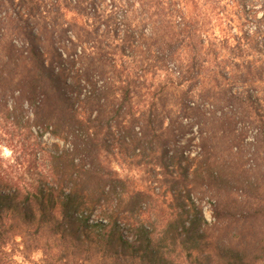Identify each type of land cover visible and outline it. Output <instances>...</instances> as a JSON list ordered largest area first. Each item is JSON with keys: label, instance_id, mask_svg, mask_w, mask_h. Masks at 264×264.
I'll return each mask as SVG.
<instances>
[{"label": "trees", "instance_id": "1", "mask_svg": "<svg viewBox=\"0 0 264 264\" xmlns=\"http://www.w3.org/2000/svg\"><path fill=\"white\" fill-rule=\"evenodd\" d=\"M2 13L0 130L62 147L30 145L42 172L28 181L0 166V264H264V0H0Z\"/></svg>", "mask_w": 264, "mask_h": 264}, {"label": "rangeland", "instance_id": "2", "mask_svg": "<svg viewBox=\"0 0 264 264\" xmlns=\"http://www.w3.org/2000/svg\"><path fill=\"white\" fill-rule=\"evenodd\" d=\"M237 11L239 14V11ZM251 16L249 14H243L240 13L238 20L233 22V25L237 27L238 30H241L242 32H249L253 26L251 24V21H245L244 16ZM3 16V13L0 15ZM254 23V21H253ZM234 31V30H233ZM264 41V38H263ZM235 91L242 92V89L240 87H236ZM245 95V94H243ZM259 114L264 116V106L259 107L258 109ZM247 126V125H246ZM255 124L251 126H247L246 131V146L243 150V155L245 156V164L244 169L250 170L253 168L252 162L250 161V153L252 152V147L249 144H252V135L255 130ZM241 128V126H240ZM33 137L28 139L27 136H25V133L20 132L18 135H10V133H5L2 129L0 130V166L2 168V171L6 172V174L11 172H18L17 174H23V176L26 177V181L30 179V175L35 174L36 172H42V169L40 166L42 165V160L40 158V154H32L31 150H28V147L32 144H37L42 146H50L52 144H57L60 148L62 147V144L54 139H52L48 134H41L40 132H36V130H32ZM187 138V135L184 139H182L181 144L185 145L187 142L185 139ZM193 143L188 144L187 150L190 149V151H194L193 147H191ZM260 174L262 175L259 179L255 178L257 180L259 186L264 184V163L260 167ZM16 177V175H13ZM12 177V176H11ZM251 176V180H253ZM240 188V187H239ZM253 187L251 190L247 191L246 193L248 195L252 194ZM239 193V192H238ZM199 206L203 210L204 218L207 222H211V202H209L206 198L203 199ZM247 228H253V223L248 222L246 225ZM15 264H43V257L40 252L33 253L28 258H22L20 254L16 253L15 255Z\"/></svg>", "mask_w": 264, "mask_h": 264}]
</instances>
